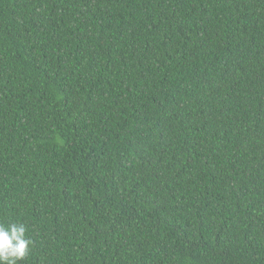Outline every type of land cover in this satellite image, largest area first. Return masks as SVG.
Instances as JSON below:
<instances>
[{
	"label": "trees",
	"instance_id": "obj_1",
	"mask_svg": "<svg viewBox=\"0 0 264 264\" xmlns=\"http://www.w3.org/2000/svg\"><path fill=\"white\" fill-rule=\"evenodd\" d=\"M0 223L18 264H264V0H0Z\"/></svg>",
	"mask_w": 264,
	"mask_h": 264
},
{
	"label": "clouds",
	"instance_id": "obj_2",
	"mask_svg": "<svg viewBox=\"0 0 264 264\" xmlns=\"http://www.w3.org/2000/svg\"><path fill=\"white\" fill-rule=\"evenodd\" d=\"M23 223H0V264H18L28 254L32 240Z\"/></svg>",
	"mask_w": 264,
	"mask_h": 264
}]
</instances>
